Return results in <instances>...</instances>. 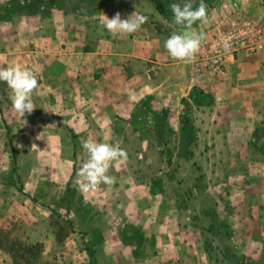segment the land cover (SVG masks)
<instances>
[{"label":"rangeland","instance_id":"374dc122","mask_svg":"<svg viewBox=\"0 0 264 264\" xmlns=\"http://www.w3.org/2000/svg\"><path fill=\"white\" fill-rule=\"evenodd\" d=\"M185 2L47 0L51 10L72 13L75 31L93 29L80 38L86 51H94L88 62L108 56L120 72L101 78L103 89L110 87L108 101L81 121L86 128L72 130L60 121L66 130H40L44 121L34 117L41 96L35 91L26 130L16 120L18 130H12L11 121L0 117V264H264V118L258 117L264 102L242 100L237 80L180 85L188 64L170 59L164 45L183 30L170 5ZM216 2L207 8L208 20ZM241 2L242 12L264 15L263 0ZM199 3L192 0L193 8ZM12 4L0 0L4 17ZM119 5L122 19L137 11L148 21L113 37L105 16L112 18ZM169 61L177 65L173 72ZM5 92L11 103L12 92ZM181 115L189 121L184 130ZM89 137L118 143L127 161L113 162L114 184L83 191L74 181L88 159L82 145ZM70 175L75 191L66 194Z\"/></svg>","mask_w":264,"mask_h":264},{"label":"crops","instance_id":"0c3cea01","mask_svg":"<svg viewBox=\"0 0 264 264\" xmlns=\"http://www.w3.org/2000/svg\"><path fill=\"white\" fill-rule=\"evenodd\" d=\"M5 1L7 3L10 0ZM137 1L133 0L134 5H137ZM222 2L223 0H217L215 15L240 11L245 4L241 0H230L223 4ZM12 3V6L8 7L13 10L7 16L4 17L3 12H0V67L20 64L39 73V84L35 93L41 96V112H37L34 118L44 121L40 130H66L65 125H60V121L72 130H76V127L86 128L85 123L82 125L81 121L87 122L88 115L91 116L95 108L108 101L106 94L110 92V87L103 89L101 78L107 77L106 74L110 72H120V69L117 65L109 63L108 56H104V59L102 56L97 57V64L94 60L87 61L92 58L94 51H86L80 38L84 39L93 29L75 31L72 13L51 10L47 0H12ZM121 6L113 10V16L119 12ZM30 8L33 9L32 12ZM135 14H138L137 11ZM105 59L107 61H104ZM166 65L171 72L177 67L172 61ZM187 71L188 69H185V77L182 79L184 82L180 84L183 87L191 82L187 79ZM116 76L121 77L119 74ZM233 80L239 82L238 86L242 87V92L245 91L242 100L249 102L252 97L253 104L264 102V46L253 57L228 59L226 76L215 81L212 87L230 85ZM111 84L112 80L108 85ZM138 90L140 91L139 88ZM5 91L10 92L11 89L5 82L0 81V110L3 115L0 114V117L8 119L6 123L11 121L12 130H18V127L26 130V122H23L26 117L22 120L15 113L12 102L4 98ZM89 92L98 93L99 96L96 100L90 99L87 97ZM7 104L9 105L6 106ZM251 108L253 115L255 106ZM235 113L244 115L242 110H236ZM262 116L258 115L260 119L264 118L263 114ZM252 117L254 118V115ZM12 120L18 121V127Z\"/></svg>","mask_w":264,"mask_h":264},{"label":"clouds","instance_id":"9594fccd","mask_svg":"<svg viewBox=\"0 0 264 264\" xmlns=\"http://www.w3.org/2000/svg\"><path fill=\"white\" fill-rule=\"evenodd\" d=\"M170 7L173 22L182 26L183 30L173 32L166 39L164 46L171 58L185 64L193 63L202 45L207 41V34L193 30L192 26L197 21L207 22V5L204 0H200L198 7L193 8L192 0H187L183 4L172 3ZM147 21L146 15L135 14L122 19L120 13L117 12L110 19L105 16L104 27L113 37H116L118 34H132L138 31ZM216 47L228 51L231 48L230 40L222 36ZM0 81L5 82L12 91L10 99L15 113L21 119L25 113L31 114L36 108L32 95L38 88L39 73L29 67L12 64L0 67ZM23 122L26 121L23 120ZM82 147L87 151L88 159L80 166L76 174L77 180L74 183L83 191L95 190L101 184H114L116 177L109 174L110 168L115 161L126 162L127 152L118 143L98 142L92 137L87 138Z\"/></svg>","mask_w":264,"mask_h":264},{"label":"built area","instance_id":"2783aa9c","mask_svg":"<svg viewBox=\"0 0 264 264\" xmlns=\"http://www.w3.org/2000/svg\"><path fill=\"white\" fill-rule=\"evenodd\" d=\"M207 8L213 3L205 0ZM207 34V41L193 63L188 64L187 78L192 85L207 87L226 76V62L234 58H250L264 46V15H250L241 10L228 15L217 14L196 29ZM230 40L228 51L217 49L221 37ZM171 58V57H169Z\"/></svg>","mask_w":264,"mask_h":264},{"label":"trees","instance_id":"16d2710c","mask_svg":"<svg viewBox=\"0 0 264 264\" xmlns=\"http://www.w3.org/2000/svg\"><path fill=\"white\" fill-rule=\"evenodd\" d=\"M209 1H210V3L214 2V0H209ZM152 2H153V4H157V0H152ZM263 3H264V0H263ZM198 95H200V93H198ZM181 101H184V99H181ZM180 124H181V129L184 130V129H187V126L189 125V121L187 120V118L185 116L181 115V117H180ZM6 136H7V141L9 143V145L11 146V153H12L13 152V146H12L13 144H12V140H11L8 132L6 133ZM71 180H72V175H70L68 177L67 186H66V190H65V193L66 194H68V193H74V191H75L74 188L71 186ZM64 200H65L66 203H68L67 196L64 197ZM197 228L201 232L202 231L208 232V230L205 229V228H203L199 222L197 223ZM215 230H216L215 233H218L219 232V227L217 225H215ZM225 235H227V233ZM212 240H215V236L212 238ZM220 245L221 244L218 243V246L219 247H221ZM86 250L90 254V248L86 247ZM210 250H211V252L215 253L216 247L214 245H211L210 246ZM236 261L238 262L239 259L236 260ZM219 264H226V262L223 261L222 259H220Z\"/></svg>","mask_w":264,"mask_h":264}]
</instances>
